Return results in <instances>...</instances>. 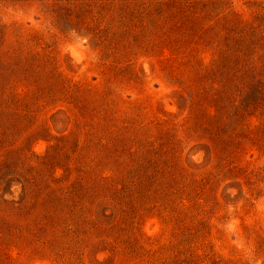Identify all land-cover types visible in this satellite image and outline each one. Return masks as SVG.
<instances>
[{
	"label": "rangeland",
	"instance_id": "1",
	"mask_svg": "<svg viewBox=\"0 0 264 264\" xmlns=\"http://www.w3.org/2000/svg\"><path fill=\"white\" fill-rule=\"evenodd\" d=\"M0 264H264V0H0Z\"/></svg>",
	"mask_w": 264,
	"mask_h": 264
}]
</instances>
